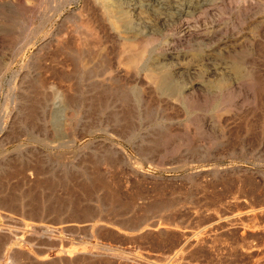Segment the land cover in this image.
<instances>
[{"label":"rangeland","instance_id":"obj_1","mask_svg":"<svg viewBox=\"0 0 264 264\" xmlns=\"http://www.w3.org/2000/svg\"><path fill=\"white\" fill-rule=\"evenodd\" d=\"M0 264H264V0H0Z\"/></svg>","mask_w":264,"mask_h":264},{"label":"bare ground","instance_id":"obj_2","mask_svg":"<svg viewBox=\"0 0 264 264\" xmlns=\"http://www.w3.org/2000/svg\"><path fill=\"white\" fill-rule=\"evenodd\" d=\"M106 10L109 12V13H111V12H114L115 10H114V8H113V6H111V5H108L107 7H106ZM121 18V17H120ZM125 20V19H124ZM123 21V20H122ZM127 27H128V25H127ZM131 27V26H130Z\"/></svg>","mask_w":264,"mask_h":264}]
</instances>
